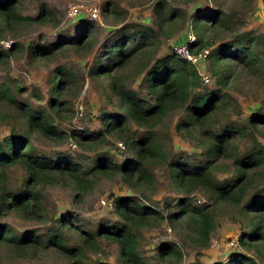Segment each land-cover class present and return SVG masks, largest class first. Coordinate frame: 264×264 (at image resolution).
I'll list each match as a JSON object with an SVG mask.
<instances>
[{
    "label": "trees",
    "instance_id": "16d2710c",
    "mask_svg": "<svg viewBox=\"0 0 264 264\" xmlns=\"http://www.w3.org/2000/svg\"><path fill=\"white\" fill-rule=\"evenodd\" d=\"M217 1V9L199 10L194 16L192 33L196 40L190 44V51L197 54L212 48L207 58L213 64L212 75L221 84L219 88L204 90L197 67L173 53L155 59L159 41L153 30L145 27L136 28L106 45L91 66L90 74L106 82V98L110 103L116 100L115 108L119 112L102 113L100 131L74 130L69 137L81 150L102 146L115 152L120 150L125 158L121 163H116L114 152L102 151L96 152L92 162L85 165L67 154L39 152L33 143V137H63L55 127L52 114L57 117L65 109L62 97L77 83L70 70L58 68L54 72L47 109L24 104L18 86L0 83V120L13 124L9 135L0 139V219L3 220H0V248L8 247L18 259L53 252L65 264H110L100 260L90 263L88 255L101 254L104 244H113L118 251V264H149L139 253V230L165 221L170 225L181 223L193 234L192 243L204 250L209 246L215 215L225 214L232 216V222L240 217L249 226L248 231L240 226L237 245L261 255L264 249V144L253 135L264 129V112L251 115L245 125L225 123L231 104L222 85H226L233 73L220 69L231 64L264 76V52L257 50L251 40L246 43L225 40L234 32L227 5L233 2L244 6L253 0ZM19 2L0 1L1 34L10 33L25 23L44 22L51 13L43 3L36 17L23 16L18 9ZM261 3L264 8V0ZM160 7L158 18L163 21L166 16ZM175 15L173 12L169 21ZM92 34L93 29L85 25L76 38L65 39L58 45L42 44L30 49L28 56L36 62H48L64 45L88 47ZM18 49L17 43L6 50L0 47V61ZM139 77L142 79L136 90L128 86ZM177 110L184 111V118L177 122L176 133L195 141L203 153L189 157L175 154L159 140L156 128L167 114ZM133 126L143 132L136 134ZM15 167L23 172L12 171ZM158 167L166 168L169 184L182 195L167 215L141 198L127 195L114 198V219L105 220L97 227L87 226L66 213L52 217L42 231L17 232L4 221L9 215L27 221L45 217L48 214L45 188L66 182L83 195L102 180L118 176L130 188L144 192L156 185L154 168ZM218 173H227L229 177L219 180ZM201 191L207 194L213 207L221 210L216 213L206 205V200H195V193ZM156 251L161 261H177L181 257L172 242L161 243ZM221 264L256 262L243 252H236Z\"/></svg>",
    "mask_w": 264,
    "mask_h": 264
},
{
    "label": "rangeland",
    "instance_id": "374dc122",
    "mask_svg": "<svg viewBox=\"0 0 264 264\" xmlns=\"http://www.w3.org/2000/svg\"><path fill=\"white\" fill-rule=\"evenodd\" d=\"M43 3L51 11L47 20L25 23L16 26L10 33H0L1 49H8L6 45L10 46L12 43H17L19 46V49L12 51L7 59L0 61V83L12 87L18 86L20 99L24 104H29L32 108L47 109L48 100L51 98L50 80L53 79L54 72L58 68L70 70L76 77L77 83L62 97L66 102L65 109L57 117L52 114L55 127L63 133V137L56 139L33 137V143L39 152L48 155L67 154L73 159H79L85 165L92 162L96 152L102 151L114 152L116 163H121L125 158L121 156L120 150L115 152L106 146L95 150L92 148L81 150L69 137L74 130L100 131L102 113L119 112L115 108L116 100L110 103L106 98L108 91L106 82L90 74L91 66L100 57L106 45L141 27L149 28L156 34L159 48L155 53V59L171 55L174 45L184 44L189 37H195L192 33V24L196 13L203 9L214 7L217 9L219 2L217 0H20L18 9L23 16L36 17ZM73 5L79 6L80 14L68 18V9ZM159 6L166 16L163 21L158 18ZM112 10H115V13H112ZM226 10L229 12V20L234 26V32L227 35L225 40L238 39L244 43L251 40L257 50L264 52V8L261 0H253L244 6L232 2L227 5ZM91 11L97 12V19H89L88 14ZM173 12L176 15L169 21L168 18ZM85 25L93 29L92 42L88 47L75 48L64 45L48 62H36L28 56L30 49L42 44L58 45L65 39L76 38ZM211 49L204 50L209 52ZM196 67L202 80L204 77L207 78V81L202 82L204 90L212 91L219 88L221 84L212 75L213 64L208 58L200 61ZM220 71L233 73L226 85H222L231 104L225 123L245 125L251 115L264 112V82H261L264 76L255 75L247 69L242 70L231 64L221 68ZM141 79L142 77L135 78L128 86L136 90ZM182 118H184L183 110L167 114L163 123L156 128L159 140L175 154L189 157L203 153V148L195 141L187 140L176 133L175 126ZM12 126V123L0 120V139L9 135ZM133 130L136 134L143 132L136 126H133ZM253 137L264 144V129L261 128L259 134H254ZM251 138L249 136V139ZM118 146L120 147V144ZM12 171L17 174L23 172L20 167H15ZM154 174L156 185L147 188L144 192L130 188L118 176L102 180L92 191L83 195L77 193L74 185L69 182L65 185L47 186L43 192L45 209L48 211L45 217L27 221L9 215L4 221L17 232L30 229L42 231L48 227L51 218L56 214L66 213L87 226L97 227L105 220L114 219L112 212L114 198L127 195L141 198L148 205L167 215L171 213L173 205L182 195L175 192L169 184L166 168H154ZM227 177H229L227 173L217 174L219 180ZM194 198L195 200L200 198V201L206 200V205L212 207L216 213L221 210L213 207L203 191L195 193ZM231 219V215H215L213 230L209 235V246L204 250H199L192 243L190 237L193 234L184 224L170 225L167 221L153 224L137 232L139 253L149 264H221L225 263L231 254L243 252L256 264H264L263 248L260 251L261 255H258L252 250L241 249L237 245L240 226H243L244 231H248L249 226L245 225L240 217H235V222ZM163 242H172L177 246L181 254L180 260H159L156 249ZM104 246L103 253L88 255L90 263L100 260L118 264L116 246L113 244H104ZM0 264H65V261L53 252L39 253L34 258L18 259L5 246L0 248Z\"/></svg>",
    "mask_w": 264,
    "mask_h": 264
},
{
    "label": "built area",
    "instance_id": "2783aa9c",
    "mask_svg": "<svg viewBox=\"0 0 264 264\" xmlns=\"http://www.w3.org/2000/svg\"><path fill=\"white\" fill-rule=\"evenodd\" d=\"M79 14H80L79 6L73 5L69 7L68 12H67V17L74 18V17H77ZM88 16L90 20H95L97 19L98 14L96 11H91L88 14ZM194 39L195 37L193 38L189 37L186 43L174 45L172 48H173V54H175L179 59L197 66L200 61L205 60L207 58L208 51L203 50L197 54L191 53L190 44L194 42ZM6 47H9V45H6ZM203 80L207 81V78L204 77Z\"/></svg>",
    "mask_w": 264,
    "mask_h": 264
}]
</instances>
